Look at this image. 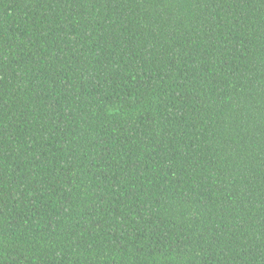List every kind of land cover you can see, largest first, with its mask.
I'll use <instances>...</instances> for the list:
<instances>
[{
	"label": "trees",
	"instance_id": "1",
	"mask_svg": "<svg viewBox=\"0 0 264 264\" xmlns=\"http://www.w3.org/2000/svg\"><path fill=\"white\" fill-rule=\"evenodd\" d=\"M0 264H264V0H0Z\"/></svg>",
	"mask_w": 264,
	"mask_h": 264
}]
</instances>
